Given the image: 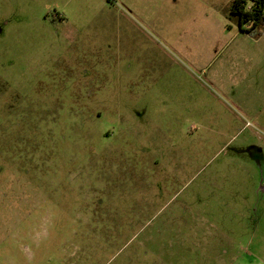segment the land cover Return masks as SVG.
<instances>
[{
    "label": "rangeland",
    "instance_id": "1",
    "mask_svg": "<svg viewBox=\"0 0 264 264\" xmlns=\"http://www.w3.org/2000/svg\"><path fill=\"white\" fill-rule=\"evenodd\" d=\"M233 3L0 0V264H264V28Z\"/></svg>",
    "mask_w": 264,
    "mask_h": 264
},
{
    "label": "trees",
    "instance_id": "2",
    "mask_svg": "<svg viewBox=\"0 0 264 264\" xmlns=\"http://www.w3.org/2000/svg\"><path fill=\"white\" fill-rule=\"evenodd\" d=\"M232 14L242 23H248V33L256 32L258 27L264 28V0H234Z\"/></svg>",
    "mask_w": 264,
    "mask_h": 264
},
{
    "label": "crops",
    "instance_id": "3",
    "mask_svg": "<svg viewBox=\"0 0 264 264\" xmlns=\"http://www.w3.org/2000/svg\"><path fill=\"white\" fill-rule=\"evenodd\" d=\"M239 101H240L239 105H240L241 108H245L246 109V108H249L251 106H254L253 101L247 102L246 99H244V98L240 99Z\"/></svg>",
    "mask_w": 264,
    "mask_h": 264
}]
</instances>
